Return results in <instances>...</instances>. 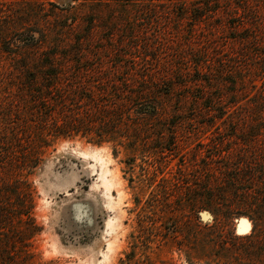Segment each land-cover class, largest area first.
Instances as JSON below:
<instances>
[{"label":"rangeland","instance_id":"374dc122","mask_svg":"<svg viewBox=\"0 0 264 264\" xmlns=\"http://www.w3.org/2000/svg\"><path fill=\"white\" fill-rule=\"evenodd\" d=\"M45 1L61 8L83 0ZM93 1L92 8L98 11L82 17L79 30L93 19L101 28L87 47L116 45L124 55L117 59L138 63L146 71H154L161 59L176 57L186 46L189 52L193 45H202L207 22L191 29L188 17L177 24L184 2L190 3L193 14L205 3L224 5L215 0ZM243 1L235 0L233 6L243 7ZM249 2L250 13L240 9L239 19L223 7L213 21L228 26L225 33L229 34L233 21L253 23L263 5ZM46 8L62 17L56 23L66 20L60 10ZM131 27L137 37L123 40L124 31ZM177 28L180 34L175 36ZM152 37L157 48L147 50ZM67 38L71 36L58 32L49 41L64 45ZM6 46L15 51V41L0 44V66L5 68L10 60ZM181 93L174 89L173 97ZM214 115L195 107L169 113L165 119L177 126L159 127L169 129L164 137L173 132L174 144L158 154L148 148L156 132L147 133L134 162L126 158L122 146H97L80 137L56 140L40 166L27 176L37 230L13 221L8 243L0 245V264H264V176L242 175L248 163L264 168V129L250 146L239 139L224 141L236 128L230 121L233 117L226 115L222 119L229 122L219 123ZM244 132L240 129L236 135ZM234 175L232 181L229 176ZM221 191L225 195L217 196ZM239 199L255 204L245 210L236 204ZM241 211L248 216L239 215Z\"/></svg>","mask_w":264,"mask_h":264},{"label":"trees","instance_id":"16d2710c","mask_svg":"<svg viewBox=\"0 0 264 264\" xmlns=\"http://www.w3.org/2000/svg\"><path fill=\"white\" fill-rule=\"evenodd\" d=\"M234 1L215 0L224 4L220 7L205 3L197 14L184 2L177 24L182 25L188 17L193 22L191 29L207 22L209 30L202 45H193L189 52L186 46L176 57L161 59L154 71H146L138 63L117 59L124 55L116 45L87 47L101 28L93 19L79 30L80 19L98 11L92 8L93 0L61 8L45 0H0V44L8 45L10 40L16 44L15 51L5 47L10 60L6 68L0 66V245L8 243L13 221L37 230L27 176L40 166L46 150L58 139L80 137L97 146H122L126 158L134 162L147 133L156 132L157 138L148 148L158 154L173 145V132L164 137L169 129L159 125L176 127L166 116L191 107L211 111L219 123L229 122L222 119L226 115L233 117L230 121L236 128L224 141L239 139L250 146L258 138L264 129V0H257L263 8L253 23L233 21L229 34L225 33L228 26L215 24L213 18L223 7L238 19L240 9L250 13L249 0L243 1V7L233 6ZM46 5L63 12L66 20L56 23L62 17ZM58 32L71 36L68 43L49 41V36ZM124 33L123 40L137 37L132 27ZM173 34L179 35L180 29ZM112 38L107 39L113 42ZM155 38L147 40V50L157 48ZM174 89L181 95L174 98ZM240 129L245 132L238 137ZM252 165L248 163L243 176L255 172L264 176V168ZM229 177L234 181L236 175ZM236 204L249 210L255 202L239 199Z\"/></svg>","mask_w":264,"mask_h":264}]
</instances>
